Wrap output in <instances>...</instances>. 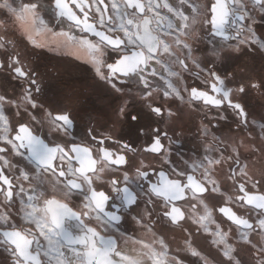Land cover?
Here are the masks:
<instances>
[{
	"label": "snow or ice",
	"instance_id": "6c2138e0",
	"mask_svg": "<svg viewBox=\"0 0 264 264\" xmlns=\"http://www.w3.org/2000/svg\"><path fill=\"white\" fill-rule=\"evenodd\" d=\"M40 26L63 37L49 51L87 53L113 128L82 114L71 85L51 94L45 81L59 70L32 60L46 47L33 38ZM244 52L259 70L231 66ZM252 95L264 97V0H0V264H185L182 252L199 264H264V116L250 119ZM186 114L203 116L190 166L172 160ZM220 123L235 135L211 133ZM124 224L153 239L128 238L125 252ZM164 229L184 237L172 255Z\"/></svg>",
	"mask_w": 264,
	"mask_h": 264
},
{
	"label": "flooded vegetation",
	"instance_id": "af4514ba",
	"mask_svg": "<svg viewBox=\"0 0 264 264\" xmlns=\"http://www.w3.org/2000/svg\"><path fill=\"white\" fill-rule=\"evenodd\" d=\"M212 1V0H210ZM211 3V2H210ZM210 5V4H209ZM18 27V26H17ZM40 29L39 34H34L33 38L36 40L37 43L45 44L46 47L44 48H36L32 55L33 62L39 66L41 71L49 70V69H57L60 72V77L57 78L54 72H49V76L46 79V84L50 86L52 89L51 94L56 95L62 89H65L67 85H71V90L75 92L78 96L79 103L77 107L82 110V114H90L93 117L94 122L97 126L108 124L109 128H113V125L108 120V110H107V98L103 96V92L100 89H97L95 84V79L93 76L92 71L88 68L90 64L87 63V53L84 51L80 52V59H76L75 56L70 55L67 50H59L57 52L49 51V47L53 46V42L57 40V36H53L50 33H46ZM16 36H19V32L16 33ZM89 38L93 39L94 41L97 39L93 36H89ZM15 38V37H13ZM26 42V41H25ZM23 47V45H21ZM28 50L30 52L33 51L32 45L28 44ZM86 63V64H85ZM85 65V66H84ZM235 68H244L242 67L241 63H237L232 65ZM87 74L84 75L85 71ZM91 68V65H90ZM189 83H192L191 78L188 80ZM254 96V97H253ZM256 96V97H255ZM259 95H252L247 98V106L248 111L251 113V118H256L259 121L261 116H264V106L263 102L259 100ZM257 98V99H256ZM214 111L210 112L209 115H214ZM203 120V116H197L194 114H186L185 118L178 122V126H176L175 131L180 135L174 137V139L179 140V145H174L172 148V160L174 164H182V160L189 161V166L191 165L192 161L198 160L199 155H202V149H200V123ZM207 123V121H205ZM212 124H217V121L213 120ZM86 127V120L81 121L80 127L77 129V140L79 141V136L84 134V129ZM162 127H167L162 125ZM235 129L234 124H225L220 123L217 127L209 126V130L211 133L215 134L220 138L228 137L235 135L233 131ZM114 130L119 135H125V138H129L128 130L125 128L123 133H121L120 125H115ZM46 131V129L44 130ZM100 131H104L101 127ZM169 135H172V132L169 131ZM49 139L55 143H63L64 141L57 139L56 137H49ZM87 143V141H83ZM167 144V141H165ZM252 162H254L257 166L259 163V159L257 157L250 158ZM167 171V168H164ZM155 180L156 177H153ZM47 190L52 193L57 199H62L64 197V192L61 191L59 187L53 189V187L47 186ZM71 203L79 209L81 207L80 200L73 196ZM238 214L246 215V210H241ZM16 223L18 225L21 224L20 217H17ZM75 224V221H72ZM87 223V221H86ZM93 226H95V222H93ZM121 232L124 233V239L119 241V245L122 242L127 240V247H134L132 244L131 239H140L143 238L145 242H150L153 237L151 233H145L141 231L137 226L131 224H124L121 226ZM102 234H104L102 232ZM162 235L165 239L166 243L171 242H181L184 245V237L179 233V230H171V229H164L157 234V238ZM33 248H35L33 246ZM176 251V249H175ZM4 259V258H2Z\"/></svg>",
	"mask_w": 264,
	"mask_h": 264
},
{
	"label": "rangeland",
	"instance_id": "374dc122",
	"mask_svg": "<svg viewBox=\"0 0 264 264\" xmlns=\"http://www.w3.org/2000/svg\"><path fill=\"white\" fill-rule=\"evenodd\" d=\"M210 0H200V3L201 4H204V5H209L210 4ZM45 6H47V0H45ZM44 19H45V22L48 24V26L49 27H52V24L50 23V15H47V14H44ZM61 27H63L64 28V30L65 31H67L68 29H67V25H62ZM40 29H43L42 31L43 32H46V33H49V32H47L44 28H43V26H40ZM55 32H59L60 31V28L59 27H57V28H54L53 29ZM262 29H260V28H257V34L259 35V33H260V31H261ZM51 34V33H50ZM76 35L77 36H79L80 35V33L77 31L76 32ZM57 38L58 39H63V37H59V36H57ZM89 38V37H88ZM89 39H91V38H89ZM93 40V39H92ZM94 41V40H93ZM239 64V63H241V65H242V67H247V69L249 70V74H251V72H252V70L253 69H255V70H259V68H260V65H261V61H260V58L258 57V56H252L251 54H249L248 52H244V54H241V55H238L232 62H231V66L232 65H234V64ZM86 64V63H85ZM85 66V65H84ZM88 68L90 69V65L88 66ZM86 70V68H84V71ZM85 74L84 75H86L87 74V71H85L84 72ZM190 79V78H189ZM96 82V81H95ZM95 84V86H96V83H94ZM96 88L97 89H99L97 86H96ZM254 97V96H253ZM256 97V96H255ZM259 98V100L261 101V103L263 102V106H264V97H258ZM257 99V98H256ZM264 114V113H263ZM260 161H259V163H258V166L260 165ZM50 187H52L51 185H49ZM50 190H48V192H49ZM0 211H3V209L2 208H0ZM13 212H15V210H13ZM62 243V242H61ZM198 243H199V245L201 246V247H204V248H206V245H204V243H203V241L201 240V241H198ZM168 245H169V248L172 250L170 253H169V255H172V254H174L175 253V249L177 250V248L178 247H182V246H184V245H182L181 244V242H171V243H168ZM125 252H127V243H125V242H122L120 245H119ZM194 247L196 246V245H193ZM34 247H35V245H34ZM79 248V247H78ZM7 256V253H5L4 251H3V249L2 248H0V261H3L4 259H2V258H5ZM185 256H187V259L185 260V262L186 263H188V264H194V262H195V264H199V262L197 261V258H195V257H192V256H190L189 254H187V253H181V257L183 258V257H185Z\"/></svg>",
	"mask_w": 264,
	"mask_h": 264
},
{
	"label": "built area",
	"instance_id": "2783aa9c",
	"mask_svg": "<svg viewBox=\"0 0 264 264\" xmlns=\"http://www.w3.org/2000/svg\"><path fill=\"white\" fill-rule=\"evenodd\" d=\"M20 220H21V224H23V220H22V218L20 217ZM0 223H2V222H0ZM69 223H72V221L71 222H69ZM73 224V223H72ZM131 249H132V247H130V246H128L127 247V252H130L131 251ZM185 264H188V263H186L185 262Z\"/></svg>",
	"mask_w": 264,
	"mask_h": 264
},
{
	"label": "water",
	"instance_id": "95a60500",
	"mask_svg": "<svg viewBox=\"0 0 264 264\" xmlns=\"http://www.w3.org/2000/svg\"><path fill=\"white\" fill-rule=\"evenodd\" d=\"M213 2H214V0L211 1V3H213ZM211 3H210V4H211ZM209 6H210V5H209ZM231 19H232V18L230 17V20H231ZM88 35L91 36V34H88ZM97 39H98V38H97ZM59 239L61 240L62 243H64L63 238H59ZM33 246H34V245H33ZM33 246H32V247H33ZM76 247H81V246L76 245Z\"/></svg>",
	"mask_w": 264,
	"mask_h": 264
}]
</instances>
